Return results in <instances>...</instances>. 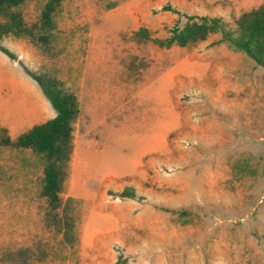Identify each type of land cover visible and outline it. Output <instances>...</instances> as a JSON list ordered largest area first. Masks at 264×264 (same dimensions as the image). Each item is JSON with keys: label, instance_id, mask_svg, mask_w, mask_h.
<instances>
[{"label": "rangeland", "instance_id": "1", "mask_svg": "<svg viewBox=\"0 0 264 264\" xmlns=\"http://www.w3.org/2000/svg\"><path fill=\"white\" fill-rule=\"evenodd\" d=\"M47 1L17 9L27 26ZM258 7L63 0L47 49L22 37L20 64L58 81L79 115L55 212L42 156L0 144V264H264V67L220 34L170 49L133 37L167 39L186 17L235 29Z\"/></svg>", "mask_w": 264, "mask_h": 264}, {"label": "trees", "instance_id": "2", "mask_svg": "<svg viewBox=\"0 0 264 264\" xmlns=\"http://www.w3.org/2000/svg\"><path fill=\"white\" fill-rule=\"evenodd\" d=\"M24 1L0 0V51L13 61H18V57L2 46L3 38L8 35L27 37L34 44L42 45L47 49L50 34L55 28L53 17L63 0H48L40 13L38 23L33 27L26 25L17 10ZM186 19V24L183 27L173 28L167 39H151L145 28H140L133 37L138 41H151L160 48L170 49L174 46L180 48L194 46L205 42L212 35L220 34V44H226L231 51L242 53L257 65L264 67V4L241 14L234 22L235 29H231L220 18L204 16L186 17ZM35 28L39 31L38 34H35ZM25 72L40 86L56 116L34 126L16 140L6 136L0 140V144L16 149H29L42 156L44 167L40 195L48 201L55 212L60 206L61 163L71 153L73 124L79 115V105L76 97L66 92L58 81L34 75L27 70ZM121 196L134 197V192L131 190Z\"/></svg>", "mask_w": 264, "mask_h": 264}, {"label": "crops", "instance_id": "3", "mask_svg": "<svg viewBox=\"0 0 264 264\" xmlns=\"http://www.w3.org/2000/svg\"><path fill=\"white\" fill-rule=\"evenodd\" d=\"M263 3L264 0H260V6ZM9 36L13 35L4 37L1 44L16 55L19 61L11 60L0 51V129H4L12 140H16L34 126L42 124V104L49 108L50 102L20 64L23 62L22 57L30 52L28 44L22 37L13 36L14 41L8 40ZM55 116L54 111L50 119Z\"/></svg>", "mask_w": 264, "mask_h": 264}]
</instances>
